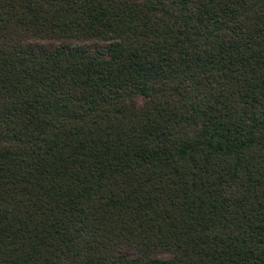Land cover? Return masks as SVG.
<instances>
[{
    "label": "trees",
    "instance_id": "trees-1",
    "mask_svg": "<svg viewBox=\"0 0 264 264\" xmlns=\"http://www.w3.org/2000/svg\"><path fill=\"white\" fill-rule=\"evenodd\" d=\"M0 264H264V0H0Z\"/></svg>",
    "mask_w": 264,
    "mask_h": 264
}]
</instances>
